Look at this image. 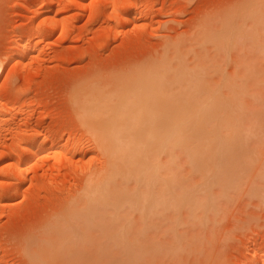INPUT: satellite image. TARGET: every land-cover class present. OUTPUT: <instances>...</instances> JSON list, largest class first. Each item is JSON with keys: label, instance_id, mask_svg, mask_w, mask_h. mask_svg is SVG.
<instances>
[{"label": "rangeland", "instance_id": "1", "mask_svg": "<svg viewBox=\"0 0 264 264\" xmlns=\"http://www.w3.org/2000/svg\"><path fill=\"white\" fill-rule=\"evenodd\" d=\"M254 3L0 0V264L31 263L22 250L24 239L35 235L37 246H49L40 227L63 205H78L90 195L82 185L93 180L103 157L85 118L87 110L81 113L73 104L81 94L76 87L107 83L164 55L170 60L167 75L173 77L169 89L183 104L192 95L205 96L208 88L218 91L221 107L227 92L238 93L240 131L231 169L222 136L211 142L216 151L209 158L194 156L192 144L165 150L157 184L160 188L167 180V187L158 188L157 206L141 211L126 205L116 220L104 217L108 223L101 227L112 226L108 234L89 227L94 233L90 239L76 227L79 221L64 223L61 250L64 257L70 252L64 260L264 264V0L260 7L253 8ZM243 9H255L258 15H243ZM227 16L228 41L206 37L209 33L202 29L217 30ZM170 42H176L180 57H174ZM219 130L223 134L226 128ZM35 140L38 148H31ZM44 144L48 152L34 153ZM129 181L119 188L131 190L134 182ZM154 190L152 198L159 193Z\"/></svg>", "mask_w": 264, "mask_h": 264}, {"label": "bare ground", "instance_id": "2", "mask_svg": "<svg viewBox=\"0 0 264 264\" xmlns=\"http://www.w3.org/2000/svg\"><path fill=\"white\" fill-rule=\"evenodd\" d=\"M262 1L263 0H255L253 8H256L255 5L260 7ZM247 9H245L247 11L245 12L251 17L258 13L255 9L250 10V12ZM242 12L243 15L246 14L244 13V9ZM242 12L238 13L242 14ZM231 13L233 15L235 12ZM229 17L230 16H227V20L221 22L223 24L217 27V30L212 31L211 29L204 27L202 32L209 33L206 37L209 36L211 38H216L219 41H222L223 38L225 40L227 33L229 36V31L231 29L229 30V27L227 26L228 22L224 21H228V19L231 21V18ZM245 17L247 18V16H244L243 19ZM238 23L239 21H237V24ZM241 30L242 29L240 28L239 31ZM239 31L236 33H239ZM170 43V45H172V43L173 45L175 44L174 46H171L174 47L172 48L174 50V57H180L177 53L178 46L176 45V42ZM169 46H166V48H169ZM169 68L170 60L164 55L157 60L147 62L136 71L122 74L107 83H101L99 85L92 83L90 85L86 84L85 86L76 87L75 91L78 92L76 94L81 93V96L75 95L76 97H74L75 100L73 104L77 110L82 109L81 113L84 108L87 110L85 118H88L92 124L90 129L94 134L93 139L95 140V143H97L96 147L99 146V149L97 150L101 152L100 154H102L101 156L103 157V160L100 157L102 167L99 168V170L97 169L98 171L95 172L93 180L87 176L91 181L88 182L87 185L83 184V188L81 187L82 189L86 187L87 189H85L90 193V195L88 194L89 197L87 199L85 198L87 197L86 195H81V197L83 196L86 200H80L79 204L76 199L72 198L78 203V205H72L73 201L71 204L65 203L67 205H63L62 208H59L60 211L50 216V218H48L43 224L44 227H40L43 228V231L40 229L39 234L42 232L44 234L40 235L41 239L42 241L46 240L47 243L50 244L49 246H45V244L41 245V243L37 246L36 242H33L35 235L24 239L22 250L32 264H41V262L42 264H66L64 258L68 257L70 252H67L68 255L64 257L66 254L64 255V252L61 250L63 242H66L63 241L62 227L64 223L69 222L70 220H77L75 221L76 223L79 221L78 224L81 223V226H78L77 224L76 227H82L83 230L81 232L88 233L87 239H90V237H94V233H90L89 227H97L99 230L101 229L103 232L105 231V235L108 234L110 232L109 229L110 227L112 228V226H108L109 228L106 226L107 228L104 229V224L108 223L104 220V217L109 214L111 218L114 216L112 218L113 221L116 220V218L119 217V211L122 210L124 206L126 207V205H128L127 208H129V206H140L141 209L139 210L141 211L146 208L150 209L152 206L155 208L161 198L159 190L167 187V180L164 185H162L164 181L162 182L160 180L162 187H158V177L161 174L160 168L162 166L161 157L163 152L167 149L174 148L178 145L190 146L189 144H192L190 147L191 150L193 149L192 154L194 156H198L199 154L201 156V154L204 153L208 157V155H212V151H214L212 149H215L216 151V146L214 147L215 143L213 147H211V142H214L216 138L222 136L225 139L224 152L226 153V157H228L226 165L231 169V157L234 156V140L238 139L240 131H238L237 128L239 119L237 120L236 115V111L238 110V93L233 92L231 94L227 92L224 101L222 99L223 103L221 107V104H219V102H221V96L218 98V91L210 92L211 89L208 88L207 91L209 90V92L208 94L205 92V96L198 97L192 95L188 98L187 104H183L178 100V97L174 92H171L169 89L168 83H171L173 80V77L167 75ZM178 76H182V73L178 72ZM80 90L81 92H79ZM244 93L245 90L243 88L242 94ZM223 95L224 94H222V97ZM79 97H81V99H79ZM220 110L222 112L224 110V113L221 114ZM215 115L216 118L217 116L218 118H215L216 123H212ZM208 124H212L211 127H207ZM187 125L191 128V130L188 129V132H186V128H188ZM219 126L226 128V131L223 134H221ZM243 136L244 135L241 137ZM220 139L221 137L216 139V141ZM36 140L35 142L37 144L38 141ZM54 141L52 140V142ZM31 142L32 141L29 143ZM33 143L34 142L29 144V146H32L31 148L37 146L35 148H38L39 143L37 145ZM46 143L48 144V141ZM29 146L28 148H30ZM45 147L46 144H44V146L42 145V149L39 148L40 150L34 152V150L32 151L30 148V151L34 153L37 152L36 154L41 153L42 150L48 152ZM237 149L239 150V145ZM29 153L31 154V152ZM91 170L93 169L88 171L92 173ZM90 172L86 175H89ZM84 179H86V177ZM129 180H133L134 182L131 190H129L130 188L127 189L128 186L126 185ZM121 183H123V186H119ZM121 186L123 188L124 186H127L125 187L127 191L122 188L120 189L119 187ZM153 186H155V188ZM152 188L155 189V193L158 191L160 193L156 195H154V193V198H152ZM83 197L81 199H83ZM151 211L149 210L148 214ZM139 213L141 214V212ZM103 221H105V223ZM70 223H72V226L76 224L74 222ZM102 225L104 228L101 227ZM69 227L70 226H67L66 229L68 230ZM65 232L66 231H64V233ZM75 233L72 235L73 237L80 235H76ZM39 234L37 232V237ZM71 241L68 240L67 242L69 243ZM32 242L35 244V246L33 245L34 247L31 246ZM39 242H41V240ZM43 242L45 243V241ZM64 246L66 245L64 244Z\"/></svg>", "mask_w": 264, "mask_h": 264}]
</instances>
